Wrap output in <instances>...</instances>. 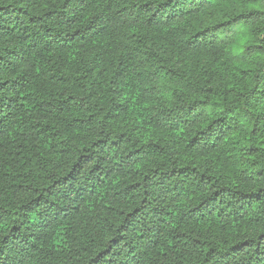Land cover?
I'll use <instances>...</instances> for the list:
<instances>
[{
  "label": "trees",
  "instance_id": "1",
  "mask_svg": "<svg viewBox=\"0 0 264 264\" xmlns=\"http://www.w3.org/2000/svg\"><path fill=\"white\" fill-rule=\"evenodd\" d=\"M0 264H264V0H0Z\"/></svg>",
  "mask_w": 264,
  "mask_h": 264
}]
</instances>
